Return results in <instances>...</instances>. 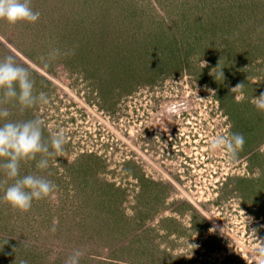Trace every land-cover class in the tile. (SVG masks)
Here are the masks:
<instances>
[{
	"label": "rangeland",
	"instance_id": "obj_1",
	"mask_svg": "<svg viewBox=\"0 0 264 264\" xmlns=\"http://www.w3.org/2000/svg\"><path fill=\"white\" fill-rule=\"evenodd\" d=\"M30 6L35 23L0 20V60L15 53L47 102L0 107L65 144L48 169L21 163V176L57 186L51 197L22 213L2 201L14 181L0 187V264H65L76 249L80 264H254L264 248V113L254 104L264 0ZM55 49L63 54L49 62ZM231 133L245 138L237 158L209 152Z\"/></svg>",
	"mask_w": 264,
	"mask_h": 264
},
{
	"label": "clouds",
	"instance_id": "obj_2",
	"mask_svg": "<svg viewBox=\"0 0 264 264\" xmlns=\"http://www.w3.org/2000/svg\"><path fill=\"white\" fill-rule=\"evenodd\" d=\"M30 4L31 0H0V20L6 21L9 25H16L18 22H37L40 13L33 11ZM62 54L59 49L53 50L49 54V62ZM214 78L216 81H223L222 69ZM34 84L35 81L31 78L29 69L17 63L15 53L0 60V105L14 100L23 111L34 107L37 103L47 102L45 93L41 92L38 95L34 93ZM244 86V83H238L231 92L240 91ZM254 104L264 113V93L254 98ZM9 116V110L0 107V119L6 120L0 124V169L4 171V178L0 179V187L8 184L10 180L14 181L6 187L2 201L7 203L13 211L23 213L31 209L33 200L51 197L57 186L43 176L33 174L21 176V163L36 161L38 169H48V157L63 154L65 137L62 133L56 134L46 141L39 120L16 122L7 120ZM244 144L245 138L240 133L217 135L209 142V152L221 151L230 159H235L243 150ZM38 156L39 159H37ZM57 224L58 221L53 222L51 231H56ZM83 254L80 249L74 250L65 260V264H80ZM21 264H28V261L22 260ZM254 264H264V248L258 249Z\"/></svg>",
	"mask_w": 264,
	"mask_h": 264
},
{
	"label": "trees",
	"instance_id": "obj_3",
	"mask_svg": "<svg viewBox=\"0 0 264 264\" xmlns=\"http://www.w3.org/2000/svg\"><path fill=\"white\" fill-rule=\"evenodd\" d=\"M72 38H75V37L73 36ZM112 57H113V56H112ZM124 57H126V56H124Z\"/></svg>",
	"mask_w": 264,
	"mask_h": 264
}]
</instances>
